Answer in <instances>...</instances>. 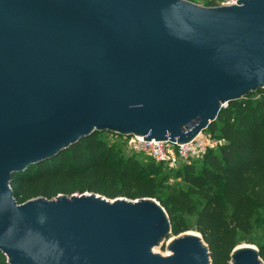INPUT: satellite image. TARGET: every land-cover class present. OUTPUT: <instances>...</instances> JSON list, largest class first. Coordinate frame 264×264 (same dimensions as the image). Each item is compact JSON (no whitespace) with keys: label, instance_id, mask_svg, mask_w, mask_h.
Segmentation results:
<instances>
[{"label":"water","instance_id":"water-1","mask_svg":"<svg viewBox=\"0 0 264 264\" xmlns=\"http://www.w3.org/2000/svg\"><path fill=\"white\" fill-rule=\"evenodd\" d=\"M264 88V0H0V251L9 264H212L198 231L169 240L153 197L23 203L11 181L95 131L185 143ZM231 224L233 222L231 221ZM230 264H264L236 245Z\"/></svg>","mask_w":264,"mask_h":264},{"label":"trees","instance_id":"trees-1","mask_svg":"<svg viewBox=\"0 0 264 264\" xmlns=\"http://www.w3.org/2000/svg\"><path fill=\"white\" fill-rule=\"evenodd\" d=\"M206 131L221 144L191 163H179L176 175L187 187L168 186L166 196L153 175L161 171L163 161L146 155L140 162L124 155L103 138L109 131H95L57 156L15 174L14 197L19 203L61 193L153 197L168 212L172 234L190 230L186 215L195 216V229L208 244L212 264H230L237 234H250L258 211L264 210V88L222 107ZM258 247L264 261V228ZM0 264H9L1 251Z\"/></svg>","mask_w":264,"mask_h":264},{"label":"rangeland","instance_id":"rangeland-1","mask_svg":"<svg viewBox=\"0 0 264 264\" xmlns=\"http://www.w3.org/2000/svg\"><path fill=\"white\" fill-rule=\"evenodd\" d=\"M193 2H196L201 5H208L209 2H213V0H191ZM214 4L218 2V0H214ZM211 4V5H214ZM204 132H207L206 129ZM103 138L106 139L109 143H112L115 145V147L119 148L121 152L124 155H130L132 157L137 158L140 162H144L147 159V156L142 154V153H137L133 149H131L128 146V138L123 135H118L115 133L111 132H105L102 134ZM179 163H183L180 161ZM179 163L171 165L169 162L163 161V168L161 169L160 172L158 173H153L155 178L159 181L160 183V193L163 196L167 195L168 191V186H182V187H187L185 183H183V180L181 177H178L176 175V167H178ZM201 164V161L198 162ZM186 219L190 225V231H197L195 229V216L192 215H186ZM264 228V210H259L256 219L254 220V227L253 230L250 234L246 235L242 232H239L236 237V242L237 245L239 244H245V243H251L255 246H259V243L261 241V236ZM174 234H170L168 239H165L164 241L161 242V244L157 245L154 247L155 252H159L161 254H166L167 252H171L168 248L169 245V240L173 238ZM259 248V247H258Z\"/></svg>","mask_w":264,"mask_h":264},{"label":"built area","instance_id":"built-area-1","mask_svg":"<svg viewBox=\"0 0 264 264\" xmlns=\"http://www.w3.org/2000/svg\"><path fill=\"white\" fill-rule=\"evenodd\" d=\"M237 2L238 0H218L214 5H231ZM126 138H128V146L135 152L152 156L157 161L169 162L171 165L180 161L191 163L202 158L208 149L216 148L222 142L204 131L185 143L170 140H146L139 135H129Z\"/></svg>","mask_w":264,"mask_h":264},{"label":"bare ground","instance_id":"bare-ground-1","mask_svg":"<svg viewBox=\"0 0 264 264\" xmlns=\"http://www.w3.org/2000/svg\"><path fill=\"white\" fill-rule=\"evenodd\" d=\"M191 231L193 232V230H191ZM194 232H195V231H194ZM239 245H243V244H239ZM166 254H169V252H167ZM166 254H165V255H166Z\"/></svg>","mask_w":264,"mask_h":264}]
</instances>
